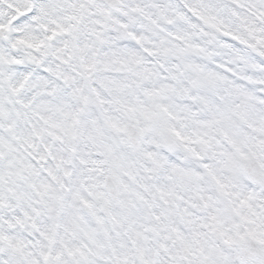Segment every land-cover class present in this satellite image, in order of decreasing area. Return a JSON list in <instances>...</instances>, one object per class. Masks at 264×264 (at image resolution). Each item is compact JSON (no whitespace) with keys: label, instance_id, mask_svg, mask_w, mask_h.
<instances>
[{"label":"rangeland","instance_id":"rangeland-1","mask_svg":"<svg viewBox=\"0 0 264 264\" xmlns=\"http://www.w3.org/2000/svg\"><path fill=\"white\" fill-rule=\"evenodd\" d=\"M218 1H171L165 12L160 1L149 7L148 0H136L108 15L96 0H36L33 12L9 27L11 17L30 5V0H9L0 11L8 18L0 30L10 44L27 48L26 59L33 65L11 67L27 61L0 47V172L2 178L19 173L22 179L21 184L13 178L0 195L5 240L0 264H8L10 246L18 249L19 264H146L145 251L157 246L123 233L118 225L128 221L126 212L146 203L145 172L154 154L151 139L144 136L138 152L128 149L119 133L126 122L142 134L152 122L159 142L167 131L187 148L197 134L214 135L222 128L240 141V154L247 152L244 136L262 142L264 151V64L212 32L220 28L241 41L253 37L264 53V31L258 35L256 23L246 22L253 16L244 13L242 0H232L235 4L226 9ZM259 6L264 12L261 1ZM166 21L186 28L167 30ZM4 77L16 93L13 100L1 94ZM208 145L202 141V149ZM29 150L36 163L28 159ZM97 171L115 174L121 189L112 230L98 220L101 200L91 197L96 192L91 173ZM85 203L92 219L81 212ZM164 204L169 208L171 200ZM248 213L241 232L257 234L264 229V211L252 215L249 206ZM169 224H175L171 216ZM17 225L23 233L15 230ZM174 232L168 262L176 261L172 245L174 250L178 244L192 247ZM199 257L183 263L199 264Z\"/></svg>","mask_w":264,"mask_h":264},{"label":"flooded vegetation","instance_id":"flooded-vegetation-1","mask_svg":"<svg viewBox=\"0 0 264 264\" xmlns=\"http://www.w3.org/2000/svg\"><path fill=\"white\" fill-rule=\"evenodd\" d=\"M200 153L201 151H194L191 154ZM184 154L179 157L178 166H172L171 162L166 159L150 161L146 170V203L145 206L140 205L144 223H137L134 219L130 221L129 227H124L123 233H135L147 240L150 238L152 242L151 234L155 231L156 239L160 238L163 245L160 255L161 264H169L167 261L168 244L170 238L175 235L174 231L177 237H179V232L187 238H196L197 246L186 250L178 244L175 254L176 261L173 264H184V260L196 254L200 255L199 258L202 260L199 264H247L242 261L234 245L237 239L247 233L236 237L232 244L228 243L230 245L227 241L232 234V229L240 232L245 230L249 206L252 207V215L254 213L263 214L264 192L248 183L244 184L243 190L237 182L216 173L208 176L213 183H203L200 167L187 166L193 158ZM162 165H167L169 168L161 167ZM219 179L220 182H218ZM214 190L215 193H213ZM102 191L104 197H108L103 189ZM164 200H171L169 208H166ZM197 200H202L204 203L202 214L198 212L200 203ZM170 216L175 220L174 225L169 224ZM204 223L209 225L229 223V227L213 235V243L204 249L205 253H202L199 244L206 232L203 228ZM199 258L195 259L194 263ZM259 262L261 260L256 264Z\"/></svg>","mask_w":264,"mask_h":264},{"label":"water","instance_id":"water-1","mask_svg":"<svg viewBox=\"0 0 264 264\" xmlns=\"http://www.w3.org/2000/svg\"><path fill=\"white\" fill-rule=\"evenodd\" d=\"M218 34L219 35H222L223 37L230 38L228 35L221 34L220 32H218ZM257 54L260 56L259 53H257ZM262 59H264V57H262ZM123 134L125 136H127L128 138H130L131 146L133 148H137L138 147L137 134H136V131L134 130V128H132L131 126H128L127 129L123 132ZM244 162L247 163L246 161H244ZM252 169L253 168H250L249 170L251 172H253Z\"/></svg>","mask_w":264,"mask_h":264},{"label":"bare ground","instance_id":"bare-ground-1","mask_svg":"<svg viewBox=\"0 0 264 264\" xmlns=\"http://www.w3.org/2000/svg\"><path fill=\"white\" fill-rule=\"evenodd\" d=\"M12 254H14V253H12Z\"/></svg>","mask_w":264,"mask_h":264}]
</instances>
